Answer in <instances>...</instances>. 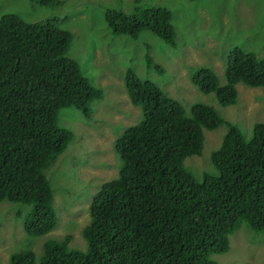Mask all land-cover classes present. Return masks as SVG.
<instances>
[{"label":"trees","instance_id":"16d2710c","mask_svg":"<svg viewBox=\"0 0 264 264\" xmlns=\"http://www.w3.org/2000/svg\"><path fill=\"white\" fill-rule=\"evenodd\" d=\"M131 3L130 12L104 8L111 33L136 38L147 30L174 45L165 6ZM59 20L0 16V201L29 205L21 223L28 236L43 235L56 224L44 170L72 139L56 123L59 111L72 106L88 118L91 103L102 97L101 88L67 55L71 36L57 26ZM145 60L150 65L148 53ZM224 79L220 85L213 72L200 68L192 83L231 104L237 82L264 86V55L230 49ZM123 81L141 115L114 141L121 162L116 177L91 196L89 222L80 231L85 250L70 248L65 235L42 242L37 260L29 249L10 252L8 264H217L211 255L228 250L229 235L240 223L264 231V123H252L245 139L207 104L195 102L185 111L131 68ZM219 125L225 130L209 153L210 171L197 179L183 160L199 154L204 130Z\"/></svg>","mask_w":264,"mask_h":264},{"label":"rangeland","instance_id":"374dc122","mask_svg":"<svg viewBox=\"0 0 264 264\" xmlns=\"http://www.w3.org/2000/svg\"><path fill=\"white\" fill-rule=\"evenodd\" d=\"M62 1L54 6L38 0H0V16L15 13L27 22L60 18L57 26L71 36L67 55L78 63L91 84L101 88L102 97L91 103L88 118L72 106L57 115V125L69 129L72 139L44 170L52 190L55 226L43 235L28 236L21 223L29 205L0 201V264H8L10 252L24 249L31 250L37 260L42 242L65 235L70 237V248L85 250L80 231L89 222L91 196L103 182L116 177L121 162L114 141L141 115L124 88L127 68L151 80L185 111L194 102L211 106L221 118L236 125L245 139L250 136L252 123H264V86L236 83L234 103L220 105L213 92L204 94L191 81L196 70L206 68L222 84L227 54L234 47L256 58L264 55V0H142L170 11L175 32L172 46L149 31L135 39L111 33L104 8L130 12L132 0ZM146 53L151 57L147 60L150 65ZM224 130V125L204 130L199 154L183 160L197 179L210 171L209 153L218 146ZM211 258L217 264H264V231H253L240 223L229 235V249Z\"/></svg>","mask_w":264,"mask_h":264},{"label":"clouds","instance_id":"9594fccd","mask_svg":"<svg viewBox=\"0 0 264 264\" xmlns=\"http://www.w3.org/2000/svg\"><path fill=\"white\" fill-rule=\"evenodd\" d=\"M4 14H5V13H4ZM145 31H147V30H145ZM142 32H143V31H142ZM140 33H141V32H140ZM140 33H139V34H140ZM139 34H138V35H139ZM152 34H153V33H152ZM137 37H138V36H137ZM137 37H136V38H137ZM156 37H157V36H156ZM129 38H130V37H129ZM132 39H135V38H132ZM160 40H161V39H160ZM151 64H152V61H151ZM153 66L157 67L158 70L161 71V68H160L159 66H157V65H155V64H154ZM224 68H225V67H224ZM223 73H224V71H223ZM191 81H192V80H191ZM224 82H225V80H224ZM224 82H223V83H224ZM223 83H222V84H223ZM237 83H239V82H237ZM240 83H241V82H240ZM242 84H243V83H242ZM193 85H194V84H193ZM220 85H221V84H220ZM194 86L198 89V87H197L196 85H194ZM198 90H199V89H198ZM199 91H200V90H199ZM200 92H201V91H200ZM202 93H203V92H202ZM204 94H206V93H204ZM169 97H170V96H169ZM217 102H218V101H217ZM194 103H195V102H194ZM200 103H201V102H200ZM218 103H219V102H218ZM233 103H234V102H233ZM191 104H192V103H191ZM219 104H220V105H229V104H221V103H219ZM231 104H232V103H231ZM217 127H218V126H217ZM214 129H215V128H214ZM222 134H223V133H222ZM221 137H222V136H221ZM228 249H229V248H228ZM225 252H226V251H225ZM223 253H224V252H223ZM220 254H221V253H220Z\"/></svg>","mask_w":264,"mask_h":264}]
</instances>
